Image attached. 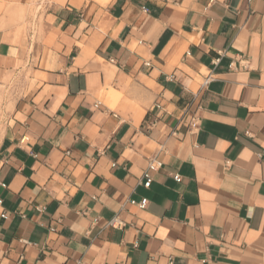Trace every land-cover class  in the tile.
<instances>
[{
	"label": "crops",
	"instance_id": "crops-1",
	"mask_svg": "<svg viewBox=\"0 0 264 264\" xmlns=\"http://www.w3.org/2000/svg\"><path fill=\"white\" fill-rule=\"evenodd\" d=\"M0 199V264H264V0H0Z\"/></svg>",
	"mask_w": 264,
	"mask_h": 264
},
{
	"label": "built area",
	"instance_id": "built-area-1",
	"mask_svg": "<svg viewBox=\"0 0 264 264\" xmlns=\"http://www.w3.org/2000/svg\"><path fill=\"white\" fill-rule=\"evenodd\" d=\"M213 79V75L209 74L202 82V86H206ZM192 128H197V123L195 119L192 121ZM163 161L158 158H151L148 162L146 169L143 172L144 186L149 188L154 180V175L162 168ZM175 180L180 182L182 177L179 174L174 176ZM1 186L6 187V184H2ZM131 204L138 206L140 209H145L148 206L149 200L147 198L142 199L140 202L135 200L130 201ZM3 207V199H0V208ZM111 225L116 227H123V222L119 220L118 217L111 220Z\"/></svg>",
	"mask_w": 264,
	"mask_h": 264
}]
</instances>
